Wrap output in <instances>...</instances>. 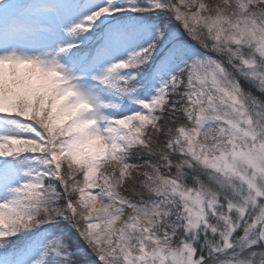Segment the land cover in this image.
Returning <instances> with one entry per match:
<instances>
[{"label": "snow or ice", "instance_id": "1", "mask_svg": "<svg viewBox=\"0 0 264 264\" xmlns=\"http://www.w3.org/2000/svg\"><path fill=\"white\" fill-rule=\"evenodd\" d=\"M0 264H264V0H0Z\"/></svg>", "mask_w": 264, "mask_h": 264}]
</instances>
